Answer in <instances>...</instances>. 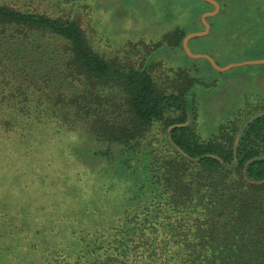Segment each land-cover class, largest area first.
Masks as SVG:
<instances>
[{"label":"trees","instance_id":"trees-1","mask_svg":"<svg viewBox=\"0 0 264 264\" xmlns=\"http://www.w3.org/2000/svg\"><path fill=\"white\" fill-rule=\"evenodd\" d=\"M53 2L48 14L0 0V133L21 140L33 122L84 127L106 145L86 147L88 163L117 159L136 181L116 214L101 209L86 224L74 215L68 233H42L43 246L29 239L26 218L0 208V264H264V114L242 125L235 144L232 119L201 137L187 120L197 78L152 58L161 46L181 47V28L126 40L120 50L137 59L104 57L87 37L85 4ZM36 36L55 37L57 51L46 71L31 75L29 54L17 48L36 45ZM166 127L172 144L155 138ZM77 201L72 195L69 204Z\"/></svg>","mask_w":264,"mask_h":264},{"label":"rangeland","instance_id":"rangeland-1","mask_svg":"<svg viewBox=\"0 0 264 264\" xmlns=\"http://www.w3.org/2000/svg\"><path fill=\"white\" fill-rule=\"evenodd\" d=\"M4 1L48 14L56 10L54 0ZM77 1L88 9L90 28L86 34L93 48L104 57L127 55L132 59L138 55L120 50L126 40L157 39L176 26L185 33L201 30L202 12L213 8L212 3L210 6L202 0ZM216 1L217 12L205 17L208 31L190 37L189 49L209 54L218 65L264 58V0H226L222 2L225 7ZM55 39L36 36V45L17 48L19 54H29L26 68L31 75L32 69L37 70L33 75H40L54 63ZM181 47L161 46L152 58L184 66L188 74L197 78L186 98L192 97L193 104L187 120L194 122L199 135L206 137L216 131L218 124L232 119L238 123L235 144L242 125L253 115L264 114V62L235 64L219 70L204 57L185 54ZM32 124L30 135L21 140L14 132L0 133V208L7 216L26 218L29 239L43 246L49 240L41 234L61 227L68 233L76 223L72 222L74 215L77 224H86L87 218L96 217V211L101 209L103 216L116 214L124 197L132 192L137 173H132L131 168L124 170L117 159L109 162L98 158L89 164L86 147L94 151L106 145L96 142L84 127H62L57 131L55 126ZM164 137L172 144L168 127L159 129L155 136L159 142ZM109 148L114 157L112 143ZM72 195L78 199L76 206L69 204Z\"/></svg>","mask_w":264,"mask_h":264},{"label":"water","instance_id":"water-1","mask_svg":"<svg viewBox=\"0 0 264 264\" xmlns=\"http://www.w3.org/2000/svg\"><path fill=\"white\" fill-rule=\"evenodd\" d=\"M206 1L212 3L213 8L211 10H206V11L202 12V14L200 16V20L203 24V28L201 30H194V31L185 33L184 36L182 37L181 45H182L185 53L189 56H192V57H204L208 60V62L211 64V66H213L214 68L219 69V70L226 69V68H228L232 65H235V64L264 62V58H257V59H246V60H241V61H236V62H229V63H226L225 65H218V64H216L214 59L209 54L204 53V52H193L189 49L188 44H187V40L190 37L205 34L208 31V26H209L205 17L208 15L214 14L218 10V3L216 0H206Z\"/></svg>","mask_w":264,"mask_h":264}]
</instances>
